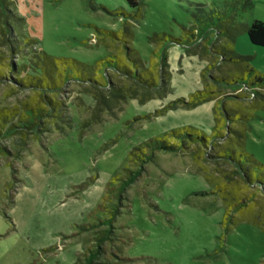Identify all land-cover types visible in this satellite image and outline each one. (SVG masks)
<instances>
[{
    "label": "rangeland",
    "instance_id": "rangeland-1",
    "mask_svg": "<svg viewBox=\"0 0 264 264\" xmlns=\"http://www.w3.org/2000/svg\"><path fill=\"white\" fill-rule=\"evenodd\" d=\"M10 1L38 49L90 65L124 55L118 41L104 42L97 30L121 32L128 25L134 57L152 69L159 84L150 94L136 89L135 98L126 95L101 111L93 93L68 81L53 95L63 103V120L56 122L39 114L46 104L38 93L11 79L0 83V111L16 110L35 122L34 129L0 138V264H73L95 230L78 234L80 226L91 228L106 216L96 207L110 178L134 168L131 150L183 127L209 135L218 101L239 94L217 90L213 77L236 70L228 62L219 65L205 42L189 49L171 46L162 64L163 42L150 38L159 33L180 38L213 21L237 32L235 50L252 56V66L264 73V50L250 45L244 30L253 20L264 22V0H138L137 7L127 0ZM2 29L0 20V37ZM105 74L110 83L130 86L112 70ZM204 88L212 99L193 108L168 106ZM241 101L228 104L242 109ZM256 115L247 126L245 149L264 163V110ZM196 148L157 151L129 187L116 221L125 242L118 243V255L129 259L121 264H264L263 192L238 178L227 180L231 167L206 160L205 152L196 155ZM228 210L232 222L223 224ZM75 220L80 222L71 224Z\"/></svg>",
    "mask_w": 264,
    "mask_h": 264
},
{
    "label": "trees",
    "instance_id": "trees-1",
    "mask_svg": "<svg viewBox=\"0 0 264 264\" xmlns=\"http://www.w3.org/2000/svg\"><path fill=\"white\" fill-rule=\"evenodd\" d=\"M127 3L137 7L138 0H127ZM117 14L127 15L125 12ZM0 20L3 23L0 46L4 48V51H0V67L4 66L8 71L7 74L10 75L8 79L0 68V83L11 79L17 87L38 93V97L44 99L46 104V109L39 110V114L56 122L63 120V103L53 95L60 92L68 81H75L86 87V91L93 93L96 108L101 111L115 107L126 95L135 98L136 89L142 90L147 95L159 87L152 69L145 67L141 58L134 57L137 52L128 45L129 39L132 38V31L128 25H124L121 32L97 30L102 34L104 42L107 39L118 41L124 55H108L99 59L95 65H90L72 58L50 56L38 49L37 40L24 33L25 19L14 11L10 0H0ZM211 22L213 23L211 26L202 25L185 30L180 38L159 33L154 34L150 39L156 43L163 42L162 64L166 61L165 51L171 46L189 49L193 48L195 43L205 42L208 51L219 65L224 66L225 62H228L232 64L230 67L236 70L235 73L213 77L217 90L219 92L236 91L239 94L232 93L229 97L218 101L220 109L219 112L213 113L215 123L209 135L192 127H183L171 131L166 138L149 139L131 150L130 162H133L134 168H122L110 178L105 184L102 200L96 207L106 216L99 221V224H92L91 228L80 226L78 234L82 231L95 230L88 246L76 255L73 264H121L129 260L118 255L120 252L118 243L125 242L123 237L117 234L119 228L116 226V221L122 213L121 208L125 206L124 201L129 187L145 172L146 165L154 159L157 151H180L195 146L197 147L194 149L196 155L199 152H205L206 160L211 159L218 165L227 164L231 167L230 176H226L227 180L238 178L246 186L257 187L264 194V163L258 161L245 149L247 126L251 120L258 118L257 111L264 110V73L252 66V56L237 53L234 48L237 32L234 29H223L221 26H216L213 21ZM244 30L248 43L264 50V22L253 20L245 26ZM16 58L21 59L18 64L13 61ZM105 70H112L113 74L123 77L130 86H117L110 83ZM207 71V69L204 70V72ZM212 93L204 88L191 94L188 99L172 101L168 106L173 108L180 104L193 108L212 99L210 96ZM237 99L246 104L244 108L233 109L228 104ZM24 106L27 107L28 104L24 103ZM23 128H35L32 117L17 114L16 110L0 111V138L15 132L19 133ZM202 148L209 149V153ZM239 206V204L236 205L235 212L239 210ZM231 222L232 213L228 210L223 224H231Z\"/></svg>",
    "mask_w": 264,
    "mask_h": 264
},
{
    "label": "crops",
    "instance_id": "crops-1",
    "mask_svg": "<svg viewBox=\"0 0 264 264\" xmlns=\"http://www.w3.org/2000/svg\"><path fill=\"white\" fill-rule=\"evenodd\" d=\"M178 48H180V47H178ZM259 72H260V71H259ZM95 202H96V201H95ZM95 202H94V204H95ZM94 206H95V205H94ZM77 218H80V214H79V213L77 214ZM76 220H77V219H76ZM76 220H75V221H72L71 224H77L76 222H80L81 219H80L79 221H76Z\"/></svg>",
    "mask_w": 264,
    "mask_h": 264
}]
</instances>
